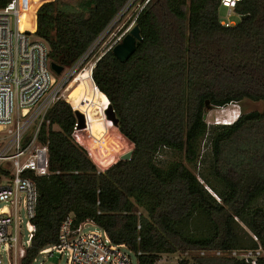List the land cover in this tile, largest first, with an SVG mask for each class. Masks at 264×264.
Masks as SVG:
<instances>
[{
  "label": "trees",
  "instance_id": "1",
  "mask_svg": "<svg viewBox=\"0 0 264 264\" xmlns=\"http://www.w3.org/2000/svg\"><path fill=\"white\" fill-rule=\"evenodd\" d=\"M129 2L42 3L34 14L35 36L48 45L49 62L70 69ZM141 5L134 25L142 40L133 55L121 63L113 47L103 53L91 71L100 94L85 74L97 105L83 115L85 130H77L95 142L103 138L91 147L101 153L115 148V137H106L99 122L109 104L116 128L134 146L132 155L99 170L72 136L76 110L68 100H57L38 134L47 147L49 174L32 176L38 193L35 234L20 264H32L42 249L57 244L68 216L74 226L90 221L112 243L140 253L138 264L183 253L194 264H244L193 253L264 251V206L257 205L264 197V110L241 113L229 125L205 122L211 109L244 100L264 105V0L238 3L239 20L232 27L220 24V0ZM204 138L208 147L201 153ZM162 150L183 154L184 162L159 166ZM196 166L197 174L189 168ZM189 223L199 227L198 234L184 233Z\"/></svg>",
  "mask_w": 264,
  "mask_h": 264
},
{
  "label": "built area",
  "instance_id": "2",
  "mask_svg": "<svg viewBox=\"0 0 264 264\" xmlns=\"http://www.w3.org/2000/svg\"><path fill=\"white\" fill-rule=\"evenodd\" d=\"M47 1L54 0H6L4 6L0 0V264H20L31 244L38 198L32 176L49 174L47 147L38 142V134L43 123H48L47 111L60 99L63 86L83 72L82 68L77 71L78 67L92 47L68 69L69 74L65 69L60 75L52 71L49 47L35 36V11ZM241 1L220 0V8L226 9L230 16ZM220 24L235 25L222 21ZM102 55L87 71L91 82L92 68ZM92 85L100 94L93 82ZM88 224L96 226L90 221L74 226L72 217L68 216L59 226L58 243L42 249L37 256L56 253L65 256L66 264H138L140 253L134 254L124 244L112 243L97 226L95 230H87ZM207 255L228 256L244 264H259L264 259L260 247L196 253L197 257ZM189 258V253L177 254L170 264H185L184 260L186 264H194Z\"/></svg>",
  "mask_w": 264,
  "mask_h": 264
},
{
  "label": "rangeland",
  "instance_id": "3",
  "mask_svg": "<svg viewBox=\"0 0 264 264\" xmlns=\"http://www.w3.org/2000/svg\"><path fill=\"white\" fill-rule=\"evenodd\" d=\"M136 2L137 0H130V2L122 10L119 16H117V18L107 28L102 36H100L97 42L92 45V47L88 51L87 56L83 59V61H81V65L80 67H78L77 71H80V69L82 68L81 71L86 74L93 62L105 51H107L112 45L118 43L134 26V18L142 6L141 0L137 3ZM218 18L222 22H231L233 24H236L239 20L238 16L234 12L230 16H227V10L224 8H220L218 10ZM64 72L69 74L70 71H68V69H65ZM73 77H71L63 86L60 93V99H63L65 101L68 100L76 111L77 108L85 109L86 107L95 106L94 104L97 105L96 94L92 86L89 83H83L82 85H80L79 79L77 77L73 79ZM66 97H69V99H67ZM263 110L264 105L261 102H251L248 100H244L240 103L229 104L223 108L209 110L205 116V122L207 126H215L220 124L222 125V123H232L238 116L241 115V113L262 112ZM103 116L105 118L104 112ZM104 118H102V121H99L101 122L100 126H102L101 128H105L106 137H115L117 145L115 146V148L110 147L109 150L104 152L105 154L101 153L98 149L91 148L95 144H100L103 138L101 141L95 142L87 131H75L73 134L74 139L77 141V143L88 152L91 160L101 171H104L115 164L119 160L120 156L126 154L127 152H130L133 148L129 140L121 135L118 129L109 121H107L106 118ZM54 129H56V127H54ZM83 130H85V128ZM207 147V138H204L201 142V153H203L207 149ZM177 161L184 162L183 154L162 150L158 156L157 164L161 167H164L170 163ZM189 168L192 172L197 174L198 166H196V168ZM257 205L264 206V197L257 201ZM182 228L184 233L189 235H196L200 231L199 227L196 228L195 224L193 223L185 224ZM86 229L95 230L97 228L96 226L88 224ZM176 257L177 254L162 255L160 257V261L157 262V264H170L176 259ZM193 257H197L195 253H193ZM190 260L191 258H189V262ZM192 261L194 262V260ZM40 263L66 264V258L65 256H61L56 253L52 254L51 256L41 255L37 256L36 262L32 264Z\"/></svg>",
  "mask_w": 264,
  "mask_h": 264
},
{
  "label": "water",
  "instance_id": "4",
  "mask_svg": "<svg viewBox=\"0 0 264 264\" xmlns=\"http://www.w3.org/2000/svg\"><path fill=\"white\" fill-rule=\"evenodd\" d=\"M241 19H244V17H242ZM141 40L142 38L140 35L139 28L137 25H134L128 31V33L118 43H116L113 46L112 54L119 62L125 63L136 51V48L139 46ZM50 67L56 75H60L64 71L63 67L53 63L50 64ZM104 114L106 120L111 122L112 125L116 127L118 124V118L116 117L111 105L109 104L107 105ZM74 116L76 119L75 129L76 130L84 129L85 128L84 116L78 111H74ZM131 155H132V151L122 155L119 159L129 160Z\"/></svg>",
  "mask_w": 264,
  "mask_h": 264
},
{
  "label": "bare ground",
  "instance_id": "5",
  "mask_svg": "<svg viewBox=\"0 0 264 264\" xmlns=\"http://www.w3.org/2000/svg\"><path fill=\"white\" fill-rule=\"evenodd\" d=\"M76 77L79 79L80 85H82L83 83H88L85 79V73L81 72ZM66 98L69 99V97H66ZM94 105L95 106H93V107H86L85 109H78L77 108V111L80 112L82 115H85L86 113L92 111L96 107V104H94Z\"/></svg>",
  "mask_w": 264,
  "mask_h": 264
},
{
  "label": "clouds",
  "instance_id": "6",
  "mask_svg": "<svg viewBox=\"0 0 264 264\" xmlns=\"http://www.w3.org/2000/svg\"><path fill=\"white\" fill-rule=\"evenodd\" d=\"M237 119H238V117L232 123H234ZM232 123H222V124L223 125H229V124H232Z\"/></svg>",
  "mask_w": 264,
  "mask_h": 264
}]
</instances>
